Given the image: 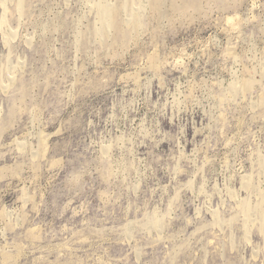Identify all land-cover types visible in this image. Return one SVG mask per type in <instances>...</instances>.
I'll use <instances>...</instances> for the list:
<instances>
[{
	"label": "rangeland",
	"instance_id": "1",
	"mask_svg": "<svg viewBox=\"0 0 264 264\" xmlns=\"http://www.w3.org/2000/svg\"><path fill=\"white\" fill-rule=\"evenodd\" d=\"M0 264H264V0H0Z\"/></svg>",
	"mask_w": 264,
	"mask_h": 264
},
{
	"label": "bare ground",
	"instance_id": "2",
	"mask_svg": "<svg viewBox=\"0 0 264 264\" xmlns=\"http://www.w3.org/2000/svg\"><path fill=\"white\" fill-rule=\"evenodd\" d=\"M134 22H135V21H134ZM134 22H133V23H134ZM109 23H110V21H109ZM138 23H139V22H138ZM138 23H137V24H138ZM134 24H135V23H134ZM137 24H136V25H137ZM109 26H110V25H109ZM136 27H137V26H136ZM117 39H120V36L117 35Z\"/></svg>",
	"mask_w": 264,
	"mask_h": 264
}]
</instances>
